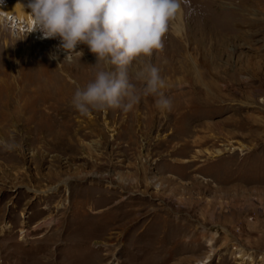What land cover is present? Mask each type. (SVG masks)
<instances>
[{
	"label": "rangeland",
	"instance_id": "obj_1",
	"mask_svg": "<svg viewBox=\"0 0 264 264\" xmlns=\"http://www.w3.org/2000/svg\"><path fill=\"white\" fill-rule=\"evenodd\" d=\"M21 1L0 0V264H264V0H189L186 39L170 23L143 58L171 110L88 116L95 55L65 59Z\"/></svg>",
	"mask_w": 264,
	"mask_h": 264
},
{
	"label": "clouds",
	"instance_id": "obj_2",
	"mask_svg": "<svg viewBox=\"0 0 264 264\" xmlns=\"http://www.w3.org/2000/svg\"><path fill=\"white\" fill-rule=\"evenodd\" d=\"M189 0H28L33 25L44 39H60L67 59L78 45L95 55L93 79L77 87L70 101L81 116L109 110L131 111L143 97L154 98L161 112L172 100L163 89L160 69L143 58L162 51L169 26ZM50 58L55 59L53 55ZM134 62L140 67H134ZM104 65L106 67H101ZM15 138L0 139V148L14 151Z\"/></svg>",
	"mask_w": 264,
	"mask_h": 264
},
{
	"label": "bare ground",
	"instance_id": "obj_3",
	"mask_svg": "<svg viewBox=\"0 0 264 264\" xmlns=\"http://www.w3.org/2000/svg\"><path fill=\"white\" fill-rule=\"evenodd\" d=\"M24 2V0H22L21 1V3H23ZM26 3H28V1H26ZM19 4V3H18ZM18 4L16 3V4H14V6L15 7H17L16 8V13L20 16V15H22V14H24V5L21 7V6H18ZM243 8V7H242ZM26 9V8H25ZM243 11H246L247 13H248V8L246 7V8H244V9H242ZM25 15V14H24ZM183 15H184V10H183V14L181 15V16H178L174 21H172L171 22V25H172V31H173V33L176 35V36H179V37H181V38H184L185 37V39H186V36H184V32H182V24H183ZM29 18V17H28ZM27 19V18H26ZM31 19V18H30ZM243 21L244 22H241L240 20H239V22H238V26L237 27H235V29L233 30V31H241L240 29L242 28H244L245 27V25H247V24H249L250 22L249 21H247V19H243ZM244 31V30H243ZM237 35V34H236ZM243 35V34H242ZM238 36V35H237ZM233 37H235V36H233ZM187 41V40H186ZM33 45L32 44H27L25 47H23V51L24 52H28L29 51V49L32 47ZM190 48V47H189ZM197 49V48H196ZM236 50V49H235ZM236 52V51H235ZM189 53V52H188ZM222 53V52H221ZM219 55V54H218ZM184 56H185V54H184ZM228 56V55H227ZM187 57H188V59H190L191 60V62L192 63H195L196 65H197V63H199V60H196L195 58H194V56L191 54V52H190V54H188L187 55ZM229 57V56H228ZM198 58V57H197ZM200 59V58H199ZM238 59V58H237ZM187 60V59H186ZM187 62V61H186ZM201 62V61H200ZM228 62V61H227ZM226 62V63H227ZM234 62V61H233ZM188 63V62H187ZM236 63V62H235ZM234 65V64H233ZM240 65V64H239ZM236 66V65H235ZM231 67V66H230ZM244 67V66H243ZM251 67H253V65L251 66ZM232 68V67H231ZM248 67H246L245 66V70H243V72H242V74H247L249 77H252V76H255L256 75V73L255 74H253V73H250L248 70H246ZM254 69V68H253ZM219 72V71H218ZM229 74V73H228ZM227 74V75H228ZM234 74V73H233ZM238 74H239V72H238ZM241 74V75H242ZM232 75V74H231ZM243 76V75H242ZM248 77V78H249ZM247 78V79H248ZM246 80V79H245ZM250 81V80H249Z\"/></svg>",
	"mask_w": 264,
	"mask_h": 264
}]
</instances>
